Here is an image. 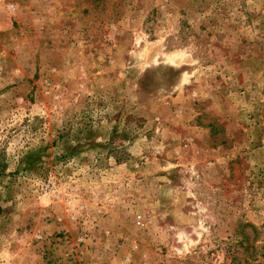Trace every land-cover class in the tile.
I'll return each instance as SVG.
<instances>
[{
    "label": "rangeland",
    "instance_id": "1",
    "mask_svg": "<svg viewBox=\"0 0 264 264\" xmlns=\"http://www.w3.org/2000/svg\"><path fill=\"white\" fill-rule=\"evenodd\" d=\"M0 264H264V0H0Z\"/></svg>",
    "mask_w": 264,
    "mask_h": 264
}]
</instances>
